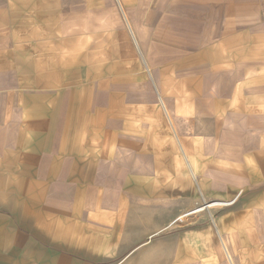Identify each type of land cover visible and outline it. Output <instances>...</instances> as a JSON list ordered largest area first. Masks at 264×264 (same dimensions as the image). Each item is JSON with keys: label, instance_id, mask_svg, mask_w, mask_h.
Listing matches in <instances>:
<instances>
[{"label": "crops", "instance_id": "0c3cea01", "mask_svg": "<svg viewBox=\"0 0 264 264\" xmlns=\"http://www.w3.org/2000/svg\"><path fill=\"white\" fill-rule=\"evenodd\" d=\"M0 264H264V0H0Z\"/></svg>", "mask_w": 264, "mask_h": 264}, {"label": "bare ground", "instance_id": "6f19581e", "mask_svg": "<svg viewBox=\"0 0 264 264\" xmlns=\"http://www.w3.org/2000/svg\"><path fill=\"white\" fill-rule=\"evenodd\" d=\"M216 203H217V202H216ZM222 239H223V238H222ZM224 243H225V242H224ZM226 248H227V247H226ZM225 253H226V252H225ZM225 255H226V254H225ZM230 257H231V256H230ZM230 257H229V258H230ZM227 258H228V257H227ZM229 258H228V259H229ZM230 260H231V259H230Z\"/></svg>", "mask_w": 264, "mask_h": 264}]
</instances>
